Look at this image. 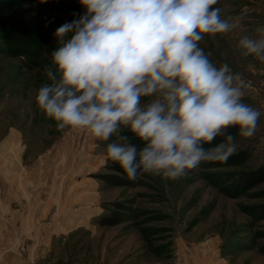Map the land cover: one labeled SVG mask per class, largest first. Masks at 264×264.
<instances>
[{
	"label": "rangeland",
	"instance_id": "1",
	"mask_svg": "<svg viewBox=\"0 0 264 264\" xmlns=\"http://www.w3.org/2000/svg\"><path fill=\"white\" fill-rule=\"evenodd\" d=\"M218 7L222 18H241L240 27L203 34L198 43L217 67L227 63L249 85L242 99L261 112L255 134H234L227 163L202 162L177 180L142 170L130 180L107 157L108 142L58 130L36 102L49 82L55 30L83 14L79 0H0V195L33 198L29 226L22 210H12L26 203L7 204L21 216L20 231L0 242L46 249L55 264H264V181L242 182L264 165V60L237 47L241 36L259 35L264 0H218ZM241 153L249 158L234 162ZM114 210L121 223L101 226Z\"/></svg>",
	"mask_w": 264,
	"mask_h": 264
},
{
	"label": "clouds",
	"instance_id": "2",
	"mask_svg": "<svg viewBox=\"0 0 264 264\" xmlns=\"http://www.w3.org/2000/svg\"><path fill=\"white\" fill-rule=\"evenodd\" d=\"M83 14L60 25L38 107L66 127L108 142L107 157L130 180L143 172L177 180L202 162L227 163L235 136L252 137L261 112L243 102L249 86L199 46L241 18H222L218 0H79ZM237 47L264 60V26ZM141 142L138 147L127 133ZM217 137L224 140L212 147Z\"/></svg>",
	"mask_w": 264,
	"mask_h": 264
},
{
	"label": "crops",
	"instance_id": "3",
	"mask_svg": "<svg viewBox=\"0 0 264 264\" xmlns=\"http://www.w3.org/2000/svg\"><path fill=\"white\" fill-rule=\"evenodd\" d=\"M16 182L13 183L14 186H16ZM12 197V198H11ZM2 196L0 195V236L2 238L5 235H13L20 231L18 228V225L15 226L16 223V217L17 221L20 220L21 216L20 214H14L11 211L10 205H7L11 201L13 202H25L26 206L24 207H19L20 209H12L17 213H20L22 210L25 217L23 219L25 220V224L28 225V223L31 220V215H32V205H33V198L30 194H26L23 196L25 200H18L21 199L20 196ZM12 216L13 222L7 218V216ZM30 219V220H29ZM68 233V232H67ZM23 251V253H22ZM44 251L46 253V249L37 248V247H32V248H24L22 247L21 243L17 242V240L9 238L6 242H0V264H25V262L29 258H38L41 260H46Z\"/></svg>",
	"mask_w": 264,
	"mask_h": 264
},
{
	"label": "trees",
	"instance_id": "4",
	"mask_svg": "<svg viewBox=\"0 0 264 264\" xmlns=\"http://www.w3.org/2000/svg\"><path fill=\"white\" fill-rule=\"evenodd\" d=\"M213 7H218V3L216 5H214ZM229 131L234 135L235 133L239 132V128L237 127H232L229 129ZM216 139H224V137H217ZM215 139V140H216ZM249 158L248 154L246 153H241V154H237L235 156H233V161L235 162H243L246 161ZM119 179V182H114L116 185H122L123 183V179ZM245 182L243 183L244 186H247L249 184H251L253 182V184L258 183V182H262L264 181V165L263 167H261L259 170L252 172L251 174H247L245 176ZM252 180V182H251ZM251 182V183H249ZM248 183V184H247ZM115 212H113L111 215H106L103 216L100 220H99V224L101 226H107V227H112V226H116L118 224L121 223L122 219H123V214L118 211V210H114Z\"/></svg>",
	"mask_w": 264,
	"mask_h": 264
},
{
	"label": "built area",
	"instance_id": "5",
	"mask_svg": "<svg viewBox=\"0 0 264 264\" xmlns=\"http://www.w3.org/2000/svg\"><path fill=\"white\" fill-rule=\"evenodd\" d=\"M25 264H55L53 262L47 261V260H41L38 258H29Z\"/></svg>",
	"mask_w": 264,
	"mask_h": 264
}]
</instances>
